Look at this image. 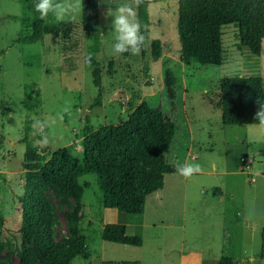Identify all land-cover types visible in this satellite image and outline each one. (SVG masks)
I'll list each match as a JSON object with an SVG mask.
<instances>
[{
	"label": "rangeland",
	"instance_id": "obj_1",
	"mask_svg": "<svg viewBox=\"0 0 264 264\" xmlns=\"http://www.w3.org/2000/svg\"><path fill=\"white\" fill-rule=\"evenodd\" d=\"M131 3L83 0V17L71 20L70 38L45 34L36 43L20 44L13 43L21 28L20 0H0V264L19 260L23 137L27 134L46 157L70 143L80 152L87 121L93 128L120 124L140 105L160 107L174 121L176 131L167 151L173 170L165 174L162 189L146 197L140 214L104 206L93 173L79 178L82 186L87 184L79 201L62 186H51L57 237L67 233L65 214L73 210L87 237V253L72 264H219L223 255L233 257L234 264H264V125H224L219 107L223 76L257 73L264 83V38L255 51L241 47L237 28L226 25L220 65L184 64L178 0H160L148 5L146 54H115L110 14ZM43 19L58 21L52 13ZM95 41L103 94L102 104L91 109L98 86L85 54ZM248 158L253 161L249 166ZM185 163L200 165L201 171L185 177L177 171V165ZM109 222L126 224L127 232L141 235L145 245L103 240L102 229Z\"/></svg>",
	"mask_w": 264,
	"mask_h": 264
},
{
	"label": "trees",
	"instance_id": "obj_2",
	"mask_svg": "<svg viewBox=\"0 0 264 264\" xmlns=\"http://www.w3.org/2000/svg\"><path fill=\"white\" fill-rule=\"evenodd\" d=\"M158 1L143 0L136 9L140 23L145 26L142 28L145 37L142 55L146 54L149 38L148 5ZM20 3L23 8L21 28L13 43H36L45 34L59 35L64 39L71 37V20L46 22L35 10L33 0H20ZM231 24L238 30L240 46L255 51L264 38V0H178L181 61L184 64L220 65L224 60L222 28ZM95 42L85 54V60L92 66L93 81L98 86L91 109L102 104L103 94L101 65L96 56L99 43ZM152 44L154 48L158 45L157 41H152ZM159 53H154V57L157 58ZM261 104H264V83L259 74L225 75L221 78L219 107L224 125L260 124L255 114ZM27 129L30 130V126ZM175 131L174 121L162 108L140 105L120 124L93 128L87 121L83 127L80 152L76 151L75 143H70L46 157L26 134L22 139L26 144L23 161L25 183L20 196L22 219L18 264H72L74 258L87 253V237L80 227L76 210L65 214L67 233L57 237L55 228L58 221L48 195L51 186H62L79 201L83 196V186L87 187L86 183L82 186L79 178L93 173L97 176L104 206L127 213H142L146 197L161 189L165 174L173 170L167 151ZM3 227L0 203V252L3 249ZM101 237L109 242L134 246L143 244V237L129 234L124 223H106ZM261 246L260 256L264 257V224ZM219 264H234V258L223 255Z\"/></svg>",
	"mask_w": 264,
	"mask_h": 264
},
{
	"label": "clouds",
	"instance_id": "obj_3",
	"mask_svg": "<svg viewBox=\"0 0 264 264\" xmlns=\"http://www.w3.org/2000/svg\"><path fill=\"white\" fill-rule=\"evenodd\" d=\"M143 0H132L131 4H123L116 8L110 16L112 17V28L116 33L115 43L112 51L115 54L130 52L139 55L145 40L142 33L143 26L137 16L136 9ZM35 10L40 13L41 18H46L52 13L58 21L74 20L83 17V0H38ZM255 119L264 125V104H261L255 114ZM177 171L190 177L201 171L200 165L185 163L177 165Z\"/></svg>",
	"mask_w": 264,
	"mask_h": 264
},
{
	"label": "crops",
	"instance_id": "obj_4",
	"mask_svg": "<svg viewBox=\"0 0 264 264\" xmlns=\"http://www.w3.org/2000/svg\"><path fill=\"white\" fill-rule=\"evenodd\" d=\"M187 154H189V153H187ZM241 158H243V157H241ZM248 160H251V158H248ZM253 163V162H252ZM242 169H244L243 167H242ZM162 189V188H161ZM130 226V225H129ZM127 229H128V226H127ZM115 243H117V242H115ZM119 244H121V243H119ZM124 245H127V244H124ZM143 245H145V241L143 240V244L142 245H140V246H136V247H138V248H141ZM131 246H134V245H131ZM126 261H124V263H125ZM121 263H123V261H121Z\"/></svg>",
	"mask_w": 264,
	"mask_h": 264
},
{
	"label": "built area",
	"instance_id": "obj_5",
	"mask_svg": "<svg viewBox=\"0 0 264 264\" xmlns=\"http://www.w3.org/2000/svg\"><path fill=\"white\" fill-rule=\"evenodd\" d=\"M243 159H244V158H242V160H243ZM244 161H245V159H244ZM252 162H253V161L247 159L246 165L249 166V165L252 164Z\"/></svg>",
	"mask_w": 264,
	"mask_h": 264
}]
</instances>
